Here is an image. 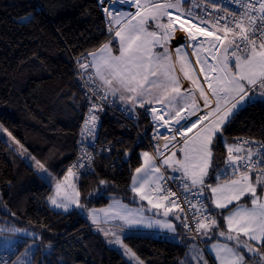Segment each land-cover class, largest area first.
Instances as JSON below:
<instances>
[{
    "label": "snow or ice",
    "instance_id": "snow-or-ice-1",
    "mask_svg": "<svg viewBox=\"0 0 264 264\" xmlns=\"http://www.w3.org/2000/svg\"><path fill=\"white\" fill-rule=\"evenodd\" d=\"M98 2L103 5L105 0ZM118 2L130 3L136 11L113 13L108 8L103 9L110 17L109 24L116 26H110L109 31H114V38L118 41V54L113 52L110 40L98 50L88 53L91 59L87 63H79L80 69L87 72L86 83L95 85L89 91L101 100H107L109 96L118 98L132 108L137 105H159V108H151V115L160 126L172 133L171 136L160 137L165 141L163 148L167 150L169 143L177 141L179 136L181 139L177 143L182 146L178 151L183 154L182 158L178 157L176 151L164 155L157 146L156 153L162 157L158 162L156 156L144 152L142 166L135 169L132 191L141 200H147L153 208H163L165 217L174 208L183 212L184 209L177 203V193L164 183L167 179L175 180L177 177H166L162 166L181 173L184 192L192 193L193 189H197L194 194L198 197L197 203H191L185 196V202L197 214L194 216L195 229L198 233L207 235L218 227L216 218L199 199L205 188L210 189L211 203L215 208L229 210V214L224 217L227 230L219 231L218 235L227 241H234L232 245H213L215 259L218 264H245L243 249L257 252L252 241L264 246V195L257 192L258 187L264 192V152H254L252 147L245 149L242 144H228L225 163L231 169V175L227 169L221 170L220 174L228 178L214 186L206 185V178L213 163L214 140L222 134L235 112L256 98L254 92L257 89L260 97H264V0H260L259 7L251 2L243 4L244 11L239 14L229 12L226 8L221 9L225 15L211 20L186 8L189 0ZM211 6L217 7L214 3ZM195 7L199 8V4ZM229 16L231 20H228ZM150 24H154V29H150ZM177 31H182L186 40L181 37L184 42L177 44L173 50L169 48V44ZM189 47L192 49L191 53L187 50ZM157 48L163 51L158 52ZM191 57H195L194 64ZM195 66H199L198 73ZM180 74L194 86L193 89L183 88ZM200 76L203 77L202 81ZM200 101L203 102L202 107L207 109L202 115H198L201 111ZM101 107L94 104L84 121L85 131L89 135L96 127L98 117L95 113ZM193 116L196 117L194 121L190 119ZM193 129L196 131L193 132ZM0 131L7 132V129L0 125ZM188 133L192 135L189 136ZM7 134L12 136L11 132ZM12 139L15 140V137ZM16 143L19 144V141ZM251 143L253 142H244ZM261 148H264V143ZM254 156H259V160H254ZM88 158L91 159L90 156ZM35 163L38 169L47 173L43 163L39 160ZM258 164L262 166L254 180L252 173L257 171ZM75 176L73 168H69L63 181L56 183V196L51 198L53 205L65 210L70 203L82 207L79 204V192L71 182ZM68 189L72 190V195L68 194ZM62 192L63 197L58 200L56 197H60ZM246 196L251 198L250 207L239 203ZM173 197L176 199H172ZM234 202L235 206L229 209V205ZM104 216L106 219L123 221L129 226L146 222L142 215L125 211L122 206L105 210ZM179 218L178 216L177 219ZM92 220L95 224L100 223L95 211L92 213ZM154 224L175 231L170 222L147 221L148 227H153ZM21 231L14 227H0V243L5 249L15 253L20 241L6 233ZM23 232L27 234V230ZM109 235L115 237L110 243L120 244L131 253V249L123 244L119 235L105 231V236ZM33 247L35 245H29L15 260H0V264H31ZM21 257L25 259L22 260ZM200 258L203 259V256Z\"/></svg>",
    "mask_w": 264,
    "mask_h": 264
},
{
    "label": "trees",
    "instance_id": "trees-1",
    "mask_svg": "<svg viewBox=\"0 0 264 264\" xmlns=\"http://www.w3.org/2000/svg\"><path fill=\"white\" fill-rule=\"evenodd\" d=\"M103 9L98 0H0V124L59 179L77 158L87 110L73 59L112 41ZM114 45L117 51L119 46ZM135 120L147 136L156 129L148 110ZM242 136L264 141V101L239 110L224 129L229 143ZM99 137L114 150L97 157L92 172L79 176L81 201L89 208L106 207L113 198L133 203L132 179L146 147L136 146L135 131L108 114ZM118 152L124 158L115 163ZM226 157L223 138L218 137L211 176L223 170ZM52 193L35 168L0 136L1 225L38 234L41 246L31 264H131L82 214L52 209L48 203ZM207 202L209 206L208 198ZM209 209L223 229L228 210L213 213L211 205ZM209 242L203 235L204 245ZM27 243L20 242V251ZM124 243L145 264L187 260V245L168 239L131 234ZM256 248L260 254L242 250L245 264H264V246Z\"/></svg>",
    "mask_w": 264,
    "mask_h": 264
},
{
    "label": "built area",
    "instance_id": "built-area-1",
    "mask_svg": "<svg viewBox=\"0 0 264 264\" xmlns=\"http://www.w3.org/2000/svg\"><path fill=\"white\" fill-rule=\"evenodd\" d=\"M254 3L256 7H259L260 0H197V4H199V8L195 7L197 4H191V8L193 12H198L201 16H204L205 18L211 20L218 16H224L225 13L221 9H227L229 12L233 13H241L244 11L242 5L246 3ZM215 4L217 7L213 8L211 5ZM210 14V15H209ZM254 15H258V13H253ZM228 20H231V16L227 17ZM114 32L109 31L110 38L113 36ZM90 53V52H89ZM88 53H85L79 57H76L73 59L76 71L79 76V80L81 83V86L85 92L86 100H87V110L84 115V119L81 125L80 134H79V140H78V155L77 158L74 160V162L71 164L70 168H73V171L78 174L79 176L88 174L94 170V163L100 155L103 154H109L112 153L114 150V146L107 143L100 142V131L102 129L103 123H104V116L105 114H108L124 124L128 125L131 129H133L137 135V141L136 146H144L147 150L153 151L154 150V144H156L161 137V133L158 130L152 131V133L147 136L144 131L139 127L135 120L134 114L128 110L125 107L120 106L115 100H112L108 97L107 100H101L99 96H93L92 92L89 91V88H94L95 85L87 84L86 81L88 79V75L86 71H83L79 67L80 62L87 63L89 60V57L87 55ZM90 71V70H89ZM102 95V93L100 94ZM100 105L101 110L96 111V115L98 117V120L96 122V127L93 130L92 134L89 135L85 131V124L84 121L88 116V113L90 109H92L93 105ZM245 141H252L251 144H244ZM237 144L244 145L245 149L247 147H252L253 151L260 150V152H264V148H261V144L264 143L263 140H259L256 138H253L251 136H242L237 141ZM136 146L133 147L132 151L135 150ZM243 154V153H241ZM91 157L89 160L88 157ZM124 157H122L121 152H118L115 154V163H119ZM254 160H259V156H254ZM161 161V160H159ZM80 165H84L83 167H80ZM75 166V167H74ZM262 165H257V171H253L252 176L256 177L259 175L258 169ZM227 169V172L229 175H231V169L225 164V167L223 170ZM164 173L166 177H177V179H167L164 183L167 187H170L172 191L177 193V196L179 199L177 200V203L180 205L181 208L184 209L183 212L178 210V214L180 215L182 222H183V232L182 236L186 238L187 240L198 242L202 247H205L203 243V234L198 233L195 229V219L194 216L197 215L195 209L191 208V205L187 202H185V196H187L188 200L191 201V203L195 204L197 203V196L194 195L197 192V189H193L192 193H185L182 186V174L178 172H169L164 169ZM221 171H219L216 175L217 177L228 178V176L221 175ZM172 199H176V197H173ZM200 201L204 203L208 208V202H207V195L205 191L203 192L202 196L199 197ZM210 210V209H209ZM207 214V213H206ZM211 214V212H210ZM212 215V214H211ZM185 217L187 219H185ZM187 225V226H186ZM160 238L159 236H157ZM21 242H27V239H23ZM21 244L19 243L17 246V250L15 253L11 251L4 252L0 254V260H15L16 255L20 251Z\"/></svg>",
    "mask_w": 264,
    "mask_h": 264
},
{
    "label": "rangeland",
    "instance_id": "rangeland-1",
    "mask_svg": "<svg viewBox=\"0 0 264 264\" xmlns=\"http://www.w3.org/2000/svg\"><path fill=\"white\" fill-rule=\"evenodd\" d=\"M191 4H197V0H189V2L185 5L186 8H189L191 7ZM120 5H118V3H115L114 6H113V9L111 8L110 10H118L120 9ZM104 8H106L105 4H104ZM150 29H154V24H150L149 25ZM181 34L182 36L184 37V39L186 40V36L184 35V33L181 31ZM175 39V37L173 38ZM172 39V40H173ZM202 39V38H201ZM117 42L118 44V41L116 39H114L112 41V48H113V52L118 54V50L116 51V48H115V43ZM119 48V47H118ZM190 48V47H189ZM159 49V48H158ZM158 49H156V51H158ZM190 50L192 51V49L190 48ZM159 52V51H158ZM91 59V57H90ZM176 68H177V73L179 74V65L177 64L176 65ZM198 68V71H199V66H197ZM183 77L182 74H180V78ZM203 79V77H202ZM186 86H187V89H193L194 86L191 85V83L189 81L186 80ZM254 95H255V99L252 100L251 102H248L246 103L243 107H241L239 110L247 107L249 104L255 102V101H264V97H260L259 95V90L257 89L255 92H254ZM110 98L112 99H115L116 102L119 104L121 103V105H124L130 109H132L134 111V113L137 115L139 114V112L142 110H147L149 108H153V107H157L159 108L160 106L159 105H155V104H146L144 107H139L138 105L135 106L134 108H132L130 105H126L125 103L121 102L118 98H114L112 96H109ZM151 110V109H149ZM238 110V111H239ZM162 112L164 111L163 109L161 110ZM236 111L235 114L238 112ZM234 114V115H235ZM233 115V116H234ZM232 116V117H233ZM232 117L230 118V120L232 119ZM230 122V121H229ZM228 122V123H229ZM228 123L226 124V126L228 125ZM1 125V124H0ZM225 126V127H226ZM224 127V129H225ZM4 128V127H3ZM224 129H223V132L222 134L219 136L221 138H223V143L225 144V146H227L228 144H237L236 142L235 143H229L225 138H224ZM8 131L7 132H2L0 131V136L4 139V141L9 145V147L12 149V150H15L17 153H19L27 162H29L34 168L35 170L39 173V175L52 187L53 189V193L52 195L50 196V198L48 199V203L50 205V207L56 211H59V212H63V213H69V212H72V211H77L79 212L80 214H82L85 218H87L89 220V213L90 211L93 213V211H95V213L98 215V219H102V218H105L104 216V211L105 210H114L118 207H123V209L125 211H130L134 214H137V215H142L145 219V223H143L144 225L147 226V221H153V217H151L149 214H148V209L144 206H140V207H136V206H129V205H126L124 204L121 200H119L118 198L116 199H113L112 200V203L109 205V206H106V207H103V208H106V209H99V208H89L87 207L82 201H81V196H80V191H79V186H78V182H79V175L76 174V176L72 179V183L75 185V190L79 192V204L82 206V207H77L76 204H69L68 206V209L65 210L64 208H58L56 207L55 205L52 204L51 202V198L55 197L56 196V183L58 181H63V178L62 179H59L57 177H55L53 174H51L49 171H47V173L43 172L42 170L38 169V167L36 166V159L24 148L22 147L21 148V143L19 142V144L16 143V139L13 140L12 137L13 136H9L8 134ZM23 146V145H22ZM144 152H148V150H143L141 152V155L144 153ZM150 154V153H149ZM178 155V154H177ZM179 157V155H178ZM67 175V174H66ZM68 194L69 195H72V190L71 189H68ZM63 197V192L61 193V196L60 197H56L58 200L61 199ZM91 209V210H90ZM174 212V210H172ZM147 216H150V218H148ZM156 220V219H155ZM109 221H111L110 223V227H107V229H109L111 232H115L117 235L120 236L121 240L123 241V244L126 245L124 243V240L123 238L128 236V235H131L133 233L131 232H126L125 231V228L126 227H139V225H132V226H129L121 221H118V220H113V219H109ZM142 224V225H143ZM0 227H3V228H8L6 225H1V219H0ZM144 227V226H142ZM19 229V228H17ZM22 230L21 232H18V233H6L7 235H10L12 236L13 239H16V240H19L20 242L23 240V239H27V244L23 247V250L20 251L17 255V256H20L21 253L24 252L25 248L29 247V245H35V247H33L31 249V252L33 253V258H34V255L37 251V249L41 246V242L39 240V237H38V234L30 229H20ZM23 230H27V234H25L23 232ZM34 234V235H32ZM115 239V238H114ZM170 239V238H168ZM172 240V239H170ZM111 241V240H109ZM108 241V245L119 250L127 259L128 261L131 263V264H145L132 250H131V253H128L125 249V247L121 246L120 244H116V243H110ZM180 243L182 244H186L187 247H188V252H187V257L186 259V262L182 263V264H188L189 263H193V264H204V261H207V264L208 263V260L206 258V255L204 253V250H203V247L202 245H200L198 242H195V241H188L186 238L185 239H180L179 240ZM127 246V245H126ZM128 249H130L128 246H127ZM43 252H48V249L47 248H43L42 249ZM8 250L5 249V247L3 246L2 243H0V254L4 253V252H7ZM132 253H134V255H132ZM201 255L203 256V259H201ZM32 258V260H33ZM16 259V258H15ZM22 260H24L25 258L24 257H21Z\"/></svg>",
    "mask_w": 264,
    "mask_h": 264
},
{
    "label": "crops",
    "instance_id": "crops-1",
    "mask_svg": "<svg viewBox=\"0 0 264 264\" xmlns=\"http://www.w3.org/2000/svg\"><path fill=\"white\" fill-rule=\"evenodd\" d=\"M108 1H109V10L112 8L113 9V6H114V4L115 3H118V5H120L121 7H120V9H118V10H110V11H112L113 13H115V12H117V11H119V12H135L136 11V9H135V7L133 6V5H131L130 3H124V4H121V3H119L118 2V0H105V2H104V4H105V6L107 5V3H108ZM186 7V6H185ZM106 17H107V21H108V24H109V20H110V17H108L107 15H106ZM113 27V28H115L116 26L115 25H110L109 24V27ZM114 32V31H113ZM175 39H173V40H171V42H170V44H169V48L170 49H175V47L177 46V44H179V43H183L184 41H182L181 40V37H183L182 36V34H181V31H177L176 33H175ZM111 39H112V41L115 39L114 38V34H113V36L111 37ZM185 40V39H184ZM117 43V42H116ZM118 46H119V44H118ZM158 49V48H157ZM188 50V52L189 53H191V50H190V48H188L187 49ZM158 51L160 52V51H163V49H161V48H159L158 49ZM173 55H174V52H173ZM89 60H90V57H89ZM191 60L193 61V64H194V62H195V57H191ZM196 67V71H197V73L199 72L198 71V68H197V66H195ZM200 78V80L202 81L203 79H202V76H200L199 77ZM181 81H182V86H183V88H185V89H187V86H186V80L183 78V77H181ZM206 86V85H205ZM189 89V88H188ZM196 95L198 96L199 94H198V92L196 93ZM110 98V97H109ZM110 99H112V98H110ZM112 100H115V99H112ZM116 101V100H115ZM200 103H201V111L198 113V115H202V114H204L206 111H207V109H204L203 107H202V104H203V102L202 101H200ZM118 104H119V102H118ZM120 106H122V107H125V108H127L128 110H130L133 114H134V116L137 118L138 116H139V114L141 113V111L139 112V114H135L134 113V111L132 110V109H130V108H128V107H126V106H124V105H121V103L119 104ZM149 109H151V108H149ZM149 109H147L148 110V113L150 114V116H151V118H152V121H153V123H154V125L156 126V129L155 130H158L160 133H161V136H171L172 135V133L171 132H169L168 131V129L166 128V127H163V126H160L159 124H158V122L157 121H155L154 119H153V117H152V115H151V110H149ZM144 111V110H143ZM191 120H195L196 119V117L195 116H193V117H191L190 118ZM196 131V129H193V132H195ZM188 135L189 136H191L192 135V133H188ZM180 137L179 136H177V141H175V142H171V143H169V148L167 149V150H165L164 148H163V144L165 143V141L163 140V139H161L160 138V140L156 143V144H154V150L153 151H150V150H148L149 151V153L151 154V155H154V156H156V159H157V161L158 162H160L159 160H162V157L161 156H159V155H157V153H156V148H157V146H159L160 147V151L161 152H163L164 153V155H170V153L171 152H173V151H176L177 152V154L179 155V157L180 158H182L183 157V154L182 153H180L179 151H178V149L182 146V144L181 143H177V142H179L180 141ZM216 140V139H215ZM215 140H214V142H215ZM175 144V147L173 146ZM214 144V143H213ZM141 157H142V164H143V156L141 155ZM213 164V163H212ZM224 169V168H223ZM165 170H167V171H169V172H173L172 171V169H165ZM211 170H212V166H211V168L209 169V176L206 178V185L207 184H212L213 186L216 184V183H219V182H222L224 179H227V178H223V179H221L222 177H217V175H215V177H213V176H211ZM162 171H164V168H163V166H162ZM179 173V172H178ZM136 174V173H135ZM253 177V176H252ZM253 179L255 180V177H253ZM133 186V185H132ZM132 186H131V188H132ZM262 187H264V186H262ZM133 192V191H132ZM257 192H258V194H260V195H264V192H262L261 191V187H258L257 188ZM205 193H206V195H207V198H208V201H209V206L211 205V211H213V213H215L216 211H224V210H221V209H217V208H215V205L214 204H212L211 203V192H210V189H207V188H205ZM113 199H116V198H113ZM112 199V200H113ZM119 200H121L124 204H126V205H129V206H136V207H140L141 205L142 206H144V207H146L147 209H148V214L151 216V217H153V221L152 222H155V221H157V220H159V221H167V222H170L171 224H173L174 225V227H175V231L173 232V231H170V230H168V229H165V228H163V227H160L159 225H153V227H146V225H142V224H140V226L138 227H132V228H130V227H126L125 228V231L126 232H131V233H133V234H146V235H152V236H155V237H157V236H159L160 238H162V239H168V238H170V239H172L171 241H173V242H177V243H180L179 242V240L180 239H185L183 236H182V232H183V222H182V219H181V217H180V215L178 214V210H177V208H174V209H172V210H174V212L173 211H171L170 213H169V215L167 216V217H165L164 215H163V212H164V209L163 208H160V209H157V208H153L149 203H148V201L147 200H141L140 198H139V196H137L134 192H133V203H127V202H125V201H123L122 199H120V198H118ZM250 197L249 196H246V197H244L239 203H241V204H247L249 207L251 206L250 205ZM111 203H112V201H111ZM110 203V204H111ZM109 204V205H110ZM108 205V206H109ZM235 206V202H234V204L233 205H229V209H231V208H233ZM99 209H102V208H99ZM103 209H106V208H103ZM91 210V209H90ZM227 210V209H226ZM229 214V210H228V213L225 215V216H227ZM150 216H147L148 218H150ZM180 217L179 219H177V217ZM215 218H216V220H217V222H218V227H219V221H218V218L216 217V216H214ZM156 219V220H155ZM99 221H100V223L99 224H95V223H93V220H92V212L90 211V213H89V222L91 223V225H92V227L97 231V232H99L102 236H103V238L105 239V241L108 243V241L109 240H114V236H111V235H109V236H105V231H110L109 229H107V227H110L111 225V221H109V219H106V218H102V219H99ZM118 221H120V220H118ZM121 222H123V221H121ZM146 224V223H145ZM142 226H144V227H142ZM218 227H216V228H214L211 232H209L207 235H205V238H206V240L209 242V240H210V242L205 246V247H203V250H204V253H205V255H206V258H207V260H208V263L209 264H218V262L216 261V259H215V253H214V251H213V245H215V244H217V243H228V244H230V245H232V244H234V243H232V242H228V241H226V240H224V239H222V238H224V237H221L220 236V238H215V237H218L219 235H218V233H219V231H226L227 229H226V223H225V221H224V228L223 229H219ZM125 238V237H124ZM124 238H123V240H124ZM170 239H168V240H170ZM242 239H246V238H244V237H242ZM189 241V240H188ZM191 241V240H190ZM253 245H258V246H261L259 243H257L256 241H252L251 242ZM244 250V249H243ZM245 251L247 252V253H249V254H251V255H257V254H260L259 252H258V250H257V252H255V253H253V252H248L246 249H245ZM188 260V259H187ZM188 264H193V263H189L188 262Z\"/></svg>",
    "mask_w": 264,
    "mask_h": 264
},
{
    "label": "bare ground",
    "instance_id": "bare-ground-1",
    "mask_svg": "<svg viewBox=\"0 0 264 264\" xmlns=\"http://www.w3.org/2000/svg\"><path fill=\"white\" fill-rule=\"evenodd\" d=\"M106 8H108V9H109V1H108L107 5H106Z\"/></svg>",
    "mask_w": 264,
    "mask_h": 264
}]
</instances>
